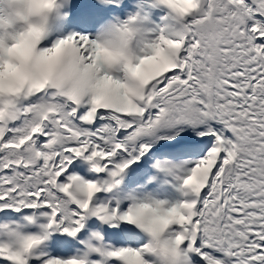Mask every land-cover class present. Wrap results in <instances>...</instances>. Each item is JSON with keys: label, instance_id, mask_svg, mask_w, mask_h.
Segmentation results:
<instances>
[{"label": "snow or ice", "instance_id": "obj_1", "mask_svg": "<svg viewBox=\"0 0 264 264\" xmlns=\"http://www.w3.org/2000/svg\"><path fill=\"white\" fill-rule=\"evenodd\" d=\"M160 5L131 93L88 33L0 50V90L22 98L0 110V264H151L146 233L171 264H264V0ZM81 158L91 178L69 174ZM91 217L120 246L96 233L63 256Z\"/></svg>", "mask_w": 264, "mask_h": 264}, {"label": "clouds", "instance_id": "obj_2", "mask_svg": "<svg viewBox=\"0 0 264 264\" xmlns=\"http://www.w3.org/2000/svg\"><path fill=\"white\" fill-rule=\"evenodd\" d=\"M69 4L70 0H0V50L12 47L20 38L35 40L39 48L54 35L53 17L66 16L63 9ZM150 31L146 27V18L137 12L107 21L93 34L100 45L101 71L120 83L128 93L136 86L131 66L137 63L139 46ZM21 102L20 96L3 95L0 90V110L4 119L18 112ZM146 235L149 236L146 254L154 258L151 264H171L170 255L162 243L163 237L158 243L151 234ZM90 255L82 254L86 264Z\"/></svg>", "mask_w": 264, "mask_h": 264}, {"label": "bare ground", "instance_id": "obj_3", "mask_svg": "<svg viewBox=\"0 0 264 264\" xmlns=\"http://www.w3.org/2000/svg\"><path fill=\"white\" fill-rule=\"evenodd\" d=\"M150 27L151 26L148 23V27L147 28L149 29ZM74 165H75L74 166L75 169H74L73 173H70V174H78V175L84 176L86 178H91V176L89 175V173L87 172V170H85V172H84L83 169H82V167H81V165H79V163H75ZM157 198L158 199H166V200H169L170 199L171 202H174L175 201V195H173L172 193L170 195H160ZM97 244L99 245L100 243H97ZM94 245H95V243H94ZM106 245H112V241L106 243Z\"/></svg>", "mask_w": 264, "mask_h": 264}]
</instances>
